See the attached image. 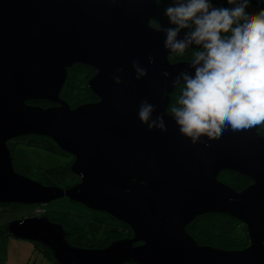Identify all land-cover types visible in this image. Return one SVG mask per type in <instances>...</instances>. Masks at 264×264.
<instances>
[{
	"label": "water",
	"instance_id": "1",
	"mask_svg": "<svg viewBox=\"0 0 264 264\" xmlns=\"http://www.w3.org/2000/svg\"><path fill=\"white\" fill-rule=\"evenodd\" d=\"M157 9V0H0V202L67 197L126 223L133 235L82 248L47 216L6 228L48 247L59 264H264V136L257 126L193 145L179 133L167 111L176 87L162 73L174 77L192 60L170 61L174 53L151 25ZM133 60L146 77L135 78ZM78 63L96 70L88 86L98 100L71 108L60 92ZM143 100L156 105L154 117L164 115L166 132L140 122ZM28 135L47 136L72 155L79 181L60 187L17 172L8 141ZM223 170L252 182L236 190L219 180ZM210 212L244 223L249 244H199L186 226Z\"/></svg>",
	"mask_w": 264,
	"mask_h": 264
},
{
	"label": "clouds",
	"instance_id": "2",
	"mask_svg": "<svg viewBox=\"0 0 264 264\" xmlns=\"http://www.w3.org/2000/svg\"><path fill=\"white\" fill-rule=\"evenodd\" d=\"M227 2L230 7H216L212 0H173L164 10L170 26H157L166 51L182 55L195 49L187 69L174 77L162 73L173 87L182 85L171 113L179 133L193 145L228 130L264 125V9L250 13L251 0ZM148 60L155 62L151 55ZM132 67L137 80L148 75L138 60ZM114 80L122 82L119 76ZM154 112L156 105L141 101L140 122L149 131L166 132L164 115L154 117Z\"/></svg>",
	"mask_w": 264,
	"mask_h": 264
},
{
	"label": "rangeland",
	"instance_id": "3",
	"mask_svg": "<svg viewBox=\"0 0 264 264\" xmlns=\"http://www.w3.org/2000/svg\"><path fill=\"white\" fill-rule=\"evenodd\" d=\"M172 3V0L169 1L168 6ZM212 3L217 7L216 3ZM164 17L168 21L167 17ZM177 59L180 58H175ZM19 138L8 141L13 166L17 172L48 185L63 186L72 181V175L65 169L66 163L72 157L69 153L60 152L47 136L28 135ZM78 181L77 176L75 183ZM32 216H47L51 221L61 223L65 231H73L69 236L70 242L82 248H90L93 243L105 242L108 231L113 226L112 221L100 211L94 212L84 204L67 197L38 205L20 203L0 205V264H49L42 252L33 251L35 241L6 233L9 221Z\"/></svg>",
	"mask_w": 264,
	"mask_h": 264
},
{
	"label": "trees",
	"instance_id": "4",
	"mask_svg": "<svg viewBox=\"0 0 264 264\" xmlns=\"http://www.w3.org/2000/svg\"><path fill=\"white\" fill-rule=\"evenodd\" d=\"M169 1L171 0H157L158 9H157V13L151 20V25L155 27L158 25L164 27L170 26L168 24V21L164 17L165 16L164 10L168 7ZM212 2L216 3L217 7L231 6L228 4L227 0H212ZM260 9H264V0H251V6L246 11L250 13H255L258 12ZM194 51L195 49H188L182 55L172 54L169 56V59L171 62H176L177 60H182V61L192 60ZM175 58H180V59L175 60ZM95 73L96 70L93 67L89 65H83L80 63L74 64L73 66L68 68L67 77L63 85V88L60 92V97L63 98L70 105L71 108H74L82 103L96 101L97 97L88 86L89 79ZM181 88L182 85L176 87L173 90V92L170 94L171 99L169 106L167 108V111L170 114H172L171 109L175 106H178L177 101L181 93ZM30 103L41 105L43 107L51 105V103L44 100H35V101H31ZM258 131L261 135L264 136V125L258 126ZM57 149L60 152H64L58 146ZM72 161H73V156L71 157V160L68 161L65 165V169L69 170L70 175H72L71 177L72 181L68 184H63V186L60 185L57 186L68 187L73 185L77 181V176L70 170V164L72 163ZM218 178L219 180L230 185L236 190H242L252 182V179L250 177L231 170L220 171V173L218 174ZM10 203L11 202L9 203L0 202V205L10 204ZM93 211L98 212L95 210ZM101 213H103L110 221H112L113 226L111 227V229H109L108 236L106 237L105 242L98 244L93 243L90 245V248L103 247L113 240L125 238V237H131L133 235L132 229L126 223L119 221L104 212ZM73 229L76 228H72V230ZM81 229H76V230H81ZM186 230L199 244H205V245L207 244L224 249H241L249 244V236L246 231L245 224L239 221L238 219L224 213L210 212V213L198 215L194 220H192L186 226ZM6 233L7 235H11L7 230ZM72 233L73 231H69L67 234V239L69 242H70L69 236ZM33 251L42 252V254L45 255V257L49 261V264H59L53 257L52 251L48 247L42 245L41 243L35 242V249H33ZM123 264H136V263L129 261Z\"/></svg>",
	"mask_w": 264,
	"mask_h": 264
},
{
	"label": "flooded vegetation",
	"instance_id": "5",
	"mask_svg": "<svg viewBox=\"0 0 264 264\" xmlns=\"http://www.w3.org/2000/svg\"><path fill=\"white\" fill-rule=\"evenodd\" d=\"M98 100V98L96 99V101Z\"/></svg>",
	"mask_w": 264,
	"mask_h": 264
}]
</instances>
